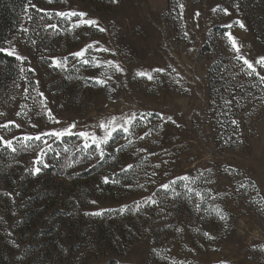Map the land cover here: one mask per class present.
<instances>
[{
	"label": "rangeland",
	"instance_id": "rangeland-1",
	"mask_svg": "<svg viewBox=\"0 0 264 264\" xmlns=\"http://www.w3.org/2000/svg\"><path fill=\"white\" fill-rule=\"evenodd\" d=\"M31 3L36 7L27 1V13L21 6L12 12L1 44L9 47L7 41H12L27 60L3 73L0 123L15 120L24 126L0 129V135L8 139L60 127L49 121L39 92L65 125L77 122L92 130L101 120L133 112L138 119L131 136L113 134L102 160L94 146L91 155L77 151L82 141L75 135L55 142L60 156L50 152L45 158L49 167L38 176L26 170L32 168L34 151L12 153L0 147V264H264V118L244 131L239 145L222 147L213 122L219 113L208 104L207 89L217 46L202 51L214 28L233 24L229 31L242 52L250 58L264 55V44L250 20L256 16L264 40V0H70L72 9L96 19L107 29L104 33L87 27L70 31L71 24L54 15L41 19L44 11L67 10L62 0ZM221 8H228L231 15ZM236 20L243 21L246 30ZM51 23L58 24L59 31L45 30ZM21 26L29 29L27 34ZM95 40L112 51L90 55L115 60L126 70L113 73L108 85L90 79L100 76L103 67L85 66L70 56L67 70L51 66L50 57L68 56ZM20 67L26 69L27 80ZM33 68L34 73L28 71ZM157 68L165 71H154ZM257 70L264 74L259 66ZM137 71L151 72L154 79L138 77ZM18 111L24 115H15ZM148 112L152 115L141 122V114ZM161 115L172 116L176 123L160 119ZM31 122L39 128H31ZM140 148L147 151L141 153ZM162 160L168 163L154 169ZM69 162L72 168L66 166ZM129 163L134 167L122 171ZM153 170L155 184L149 182ZM201 173L194 187L211 189L217 198L202 204L200 211L195 208L199 201L186 197L178 182L181 195L161 190L157 192L161 205L135 212V202L151 195L159 183ZM104 176L119 183L104 184ZM125 205L132 211L120 214L118 209ZM215 205L228 213L226 221L208 210ZM102 209L100 216L86 214Z\"/></svg>",
	"mask_w": 264,
	"mask_h": 264
},
{
	"label": "snow or ice",
	"instance_id": "snow-or-ice-1",
	"mask_svg": "<svg viewBox=\"0 0 264 264\" xmlns=\"http://www.w3.org/2000/svg\"><path fill=\"white\" fill-rule=\"evenodd\" d=\"M49 3H52L53 0H48ZM63 3L68 5L67 10H59L55 11L54 13L44 11L43 9H37V11H44V16L41 17V19H44L47 17L48 19H51L54 15L56 18L59 19L61 22H67L71 24V30H75L77 28L81 27H87V28H95L101 33H104L107 31L105 27H101L99 25V22L96 19L87 18L88 14L84 11H78L75 9H72L70 6V0H62ZM111 3H118L119 0H110ZM29 5L32 8H35L36 5L31 3V0H28ZM183 8V5L180 6ZM238 7V6H237ZM221 12H223L225 15H231L228 8H221L219 9ZM213 12H216L217 9L213 8ZM25 12H28V7H25ZM197 17L200 15L199 12L195 14ZM28 20H32V16L28 15ZM75 18V19H74ZM235 24L238 25L240 29H245L246 26L241 20H236ZM45 30L52 29L54 31H59L58 24L51 23L44 26ZM226 28L231 29L233 27V24H226ZM20 31L27 34L29 29L26 27L21 26ZM223 37L226 38L228 44L231 47V50L233 51L234 58L238 61L242 62V70L246 72V75L250 77H256L261 83H264V74L261 73V71L257 70V66L261 70H264V55L259 56V58H250L247 57L242 52V45L238 42L236 36L231 32L227 31L223 33ZM9 44V47H0V53L5 54L9 57H14L15 60L20 61L23 63L25 60H27V57L18 53L17 48L15 45H13L12 41H7ZM33 44L36 43V41H32ZM100 42L98 40H95L91 43H87L85 46L81 47L80 50L74 51L69 53L68 56L59 57V56H52L50 57L51 66L61 69V70H67L68 67V61L69 56L76 62L85 65V66H92L95 68H101L103 67L105 71L100 76H93L90 77V79H94L97 84L104 87L108 85V82L112 80L113 73L123 74L126 70L125 68L117 61L112 59H105L103 61L99 60L96 55H90L92 51H95L97 53H108L112 50L107 47L99 46ZM73 67H75V64H73ZM28 71L35 72V69H28ZM154 71L156 72H164L165 69L157 68ZM20 73L22 74V78L27 80L26 77V69L24 67H20ZM138 77H146L149 81L153 80L154 77L151 72L146 71H137L135 73ZM37 85L39 84V81H36ZM17 87H20V85H17ZM24 93L27 95L28 88H24ZM38 95L40 96V106L42 107L43 111L46 113L49 121H51L55 125H60V127L56 128H49L47 130H40L36 133H27L22 134L18 136H13L12 138L6 139L3 135H0V147L6 150H10L12 153H16L19 151H34L36 153L35 158L31 161L32 168L26 169L30 175L32 176H38L43 169H46L49 167V163L46 162V157L50 152H55L56 156H60V152L56 151V149L53 147V144L58 141H62L65 137L70 136H77L81 141L82 144L77 148V151H84L91 155L93 146H94V152L98 156L99 159L105 158V146L109 144V141L113 138V134L116 132H122L125 134H128L131 136L132 132L131 130L136 127V121L138 119L137 114L135 112L131 114H124L121 116H111L107 120H101L98 122V124L91 126L92 130H88L89 126L84 125L81 126L77 122H71L68 124H64L60 119H58L52 112L50 108H48L46 104V97H44L43 92H39ZM226 104H230L231 101H225ZM4 113H0V116H3ZM15 115L21 116L24 115L22 112H16ZM152 113L148 112L146 114H141L139 119L141 122H143L147 116H151ZM160 119L171 121L172 123H176L172 116H160ZM233 124H237L236 120H232ZM24 125L23 123H18L15 120H8L6 123H0V129L8 130L10 127H14L16 129L22 128ZM30 127L33 129L39 128V124L36 122H31ZM102 131L103 135H98L96 130ZM139 139H143V136L138 137ZM132 143V140L129 139V144ZM18 146V147H17ZM122 149H117V151H120ZM69 149L66 147L64 148V152H68ZM139 151L141 153L146 152L147 149L140 148ZM149 155H156V153H149ZM76 163H79V161H76ZM168 161L162 160L160 163L154 164V169L161 168L162 164H167ZM68 168L73 167V163L69 162L66 165ZM134 167L133 164L129 163L127 164L126 168H122L121 170L124 172H127L128 170L132 169ZM208 171H211L210 169ZM149 175V174H145ZM157 175V172L153 170V172L149 175V182L155 184L156 181L152 180L151 177H155ZM163 175H167V172L165 171ZM203 176V173L200 174V176L192 177L188 174H184L181 176H177L175 178L170 179L168 182H161L159 183L156 191L152 192L151 195H148L146 198L140 201L135 202V212H140L144 207L151 208L152 206H158L163 203V200L157 198V192L163 190V192L167 195L171 193L173 196H179L181 195L180 192H177L176 186L178 182L181 183V186L184 189V195L188 198H191L194 196L199 203L195 204V208L197 211H200L201 205L207 203L209 200H215L217 197L212 195L211 189H199L197 187H194L198 181H200L201 177ZM206 183H213V181H205ZM103 183H119V180H110L108 176L103 177ZM128 187H131V185H127ZM138 187L145 188V184H138ZM93 204L96 203L95 200L92 201ZM161 212L164 211V209L161 207L159 209ZM210 212L215 213V215L219 218L221 221H226L228 219V213L225 212L223 209L220 208L219 205L210 206L208 209ZM105 210H99L94 213H86L91 215L100 216L104 214ZM126 211H132V208L128 205L122 206L118 209V212L120 214H124ZM176 231L178 233L183 232V229L180 227L176 228ZM203 235L207 237L209 240L215 239L214 236H212L209 232H203Z\"/></svg>",
	"mask_w": 264,
	"mask_h": 264
},
{
	"label": "trees",
	"instance_id": "trees-1",
	"mask_svg": "<svg viewBox=\"0 0 264 264\" xmlns=\"http://www.w3.org/2000/svg\"><path fill=\"white\" fill-rule=\"evenodd\" d=\"M27 1L0 0V47L6 37V22L13 18L12 12L14 10L17 12L20 6L23 9ZM250 20L254 32L264 44L261 33L257 29L256 16L251 15ZM227 31L229 29L226 27L214 28L202 51L207 53L214 49L213 45L217 46V57L213 59L207 75L208 104L219 113L213 121L217 141L222 147L234 148L241 143L244 131L264 118V83L256 77L246 75V72L242 70V62L234 58L235 54L226 38L223 37V33ZM14 63L19 61L0 53V67H2L0 81L3 73ZM225 101H231V103L226 104ZM232 120H236L237 124H233Z\"/></svg>",
	"mask_w": 264,
	"mask_h": 264
}]
</instances>
